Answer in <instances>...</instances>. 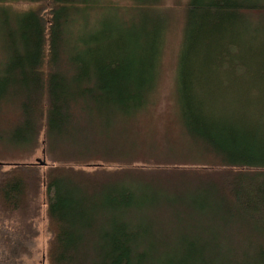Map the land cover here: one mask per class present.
<instances>
[{
  "label": "trees",
  "instance_id": "obj_1",
  "mask_svg": "<svg viewBox=\"0 0 264 264\" xmlns=\"http://www.w3.org/2000/svg\"><path fill=\"white\" fill-rule=\"evenodd\" d=\"M28 1L38 5L14 10L0 0V53H7L0 71V111L17 100L20 113L0 141L25 147L44 129L49 151L61 157L106 161L122 156L121 148H133L134 141L121 145L76 133V100L83 96L101 108L112 104L111 112L138 118L148 109L165 37L158 0H144L153 14L143 16L137 31L134 25L125 27L121 13L136 0L128 6L106 0ZM106 8H116L124 18L70 40L80 19L92 22ZM258 10L262 17L253 18ZM258 21H264V0L186 3L175 75L176 116L183 134L181 150L173 149L172 157L218 166L108 171L97 165L84 171L52 165L42 174L36 164L0 162V264H22L28 254L37 233L40 190L50 231L48 264H150L137 247L138 236L147 231L138 221L149 208L183 221L219 218L227 226L226 237L244 247L235 264H264V28L252 30ZM71 44L79 56L69 65L64 56ZM76 67L82 78L68 79L65 72ZM241 72L253 84L239 89L238 80L236 94L242 96L246 117L235 126L224 117L232 110L206 101L202 92L215 88L212 76L238 77ZM174 264L220 263L190 245Z\"/></svg>",
  "mask_w": 264,
  "mask_h": 264
},
{
  "label": "rangeland",
  "instance_id": "obj_2",
  "mask_svg": "<svg viewBox=\"0 0 264 264\" xmlns=\"http://www.w3.org/2000/svg\"><path fill=\"white\" fill-rule=\"evenodd\" d=\"M106 1L120 6L132 5L131 0ZM187 1L158 0V7L161 9L159 10L161 15L160 32L165 36L164 47L151 103L139 118L130 115L125 116L116 111L111 112L112 104L105 103L101 108L92 100L83 96L78 97L76 100V111L73 119L76 124L74 130L77 134L91 139L100 135L104 139H112L119 144L121 143V145L130 144L134 141L135 146L133 148L128 147V145L123 146L121 148L122 156L117 154L107 158L106 161H101V159H98V161L94 159L86 160L79 157L68 159L61 157L58 152L49 151L46 144L45 130L41 129L32 145L14 147L0 141V162L6 165L15 163L36 164L40 167L42 174L52 165H69L84 171H90L97 165H102V168L108 171H119L127 168L143 169L155 166H218L217 163L205 162L202 165L183 159L176 160L172 157L173 149L178 153L181 150L180 143L183 134L179 119L176 116L175 75L176 59L180 50ZM6 2L14 10L27 9L38 5L28 0H6ZM135 2L130 8H123L121 13L127 19L125 27L129 26L127 28H131L134 25L133 30L137 31L141 28L143 16L153 14V6L141 0H136ZM141 3H143V6H139ZM44 12H46L45 15L48 19V8H45ZM262 13L263 11L260 10L253 11L252 17H262ZM121 18L124 17L121 16L116 8L101 9L97 12L92 22L80 19L78 26L69 38L74 41L78 36H85L92 31H99L103 24L113 21L120 23ZM253 25L252 30L255 32L259 28H264V21H258L253 23ZM129 30L133 31L132 29ZM72 45L70 52H68L69 54L64 56V60L69 65H72L71 60H77L79 56L74 50L71 51V49H74ZM86 60L87 58L83 59L84 62ZM126 60H130V58ZM6 61L7 53L4 51L0 53V71H2ZM129 63L130 61H127V64ZM65 74L68 79L73 78L78 81L79 78H82L77 67L76 69L71 68V71H66ZM212 77L216 79L214 82L215 88L205 89L202 92L204 94L203 98L211 102V104H226L224 108L232 110L233 113L231 114L228 111L229 116L232 118L225 114V120L232 125H239L240 123L238 122L244 119L246 115L243 111V101L240 99L242 96L239 97L236 94L238 92L236 85L240 81L239 89L245 90L253 84V79L245 72H241L238 77L232 74ZM77 81L73 82L74 88L77 87ZM128 82L131 83L130 80ZM16 101L14 106L8 104L3 106L0 111V127L2 128H0V134L3 133L5 136L11 133L14 125L20 119L19 110L15 107L17 106ZM260 122L264 121L260 120ZM261 123L257 122V127ZM42 162H44L43 165L41 164ZM37 204L39 206V213L36 218L37 233L31 242L28 243L29 252L22 257V264H48L47 248L50 231L44 190L39 191ZM156 211L155 208L146 209L145 216L138 221L143 229H147V231H143L144 234L138 236L137 247L147 255L148 260H151L150 264H174L182 259L190 245L202 248L205 258L220 264H235L237 258L242 255L240 252L244 247L240 246L235 237L234 240L233 237H226L223 231L224 227L227 226L219 218L217 220L212 218V216L199 219L191 217L186 219L188 221H183V219L179 220V217L174 214L165 215ZM215 249L219 250V255Z\"/></svg>",
  "mask_w": 264,
  "mask_h": 264
},
{
  "label": "water",
  "instance_id": "obj_3",
  "mask_svg": "<svg viewBox=\"0 0 264 264\" xmlns=\"http://www.w3.org/2000/svg\"><path fill=\"white\" fill-rule=\"evenodd\" d=\"M42 165L44 164V162L41 163Z\"/></svg>",
  "mask_w": 264,
  "mask_h": 264
}]
</instances>
